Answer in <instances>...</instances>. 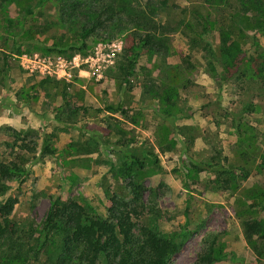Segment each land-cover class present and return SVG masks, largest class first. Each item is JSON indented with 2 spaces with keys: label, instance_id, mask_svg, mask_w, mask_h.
<instances>
[{
  "label": "rangeland",
  "instance_id": "obj_1",
  "mask_svg": "<svg viewBox=\"0 0 264 264\" xmlns=\"http://www.w3.org/2000/svg\"><path fill=\"white\" fill-rule=\"evenodd\" d=\"M42 1H0V50L11 55L5 81H0V160L14 141L34 147L26 155L24 180L4 183L6 196L15 198L9 218L34 239L55 198L74 200L88 213L105 217L112 197L131 198L128 181L120 173L129 153L144 161L136 177L143 190L133 205L135 233L142 226L163 234L178 231L187 207L186 237L166 264H195L210 248L215 251L213 264H264L244 240L234 196L220 188L214 170L216 165H237L246 144L264 153V80L250 76L252 71L228 79L223 66L208 71L202 52L189 50L192 24L178 8L196 0H165L167 6L157 20L184 17L186 26L167 36L165 54L141 53L129 84L119 80L114 65L130 37L99 30L88 39L86 56L47 52L60 35L59 12L53 2ZM225 1L223 8L240 13L242 2L249 10L254 7L252 0ZM259 1L264 13V0ZM219 13L217 8L213 14ZM36 25L49 28L37 34ZM30 33H35L34 39ZM234 36L240 40L242 63L248 65L255 51L264 50V31L248 28ZM15 37L20 54L12 50ZM205 41L217 50V28L211 27ZM23 56L48 58L53 64L60 57L64 65L52 75L40 74L21 66ZM47 78L56 81L41 85ZM162 84L173 90L168 101L160 100ZM245 108L237 131L234 113ZM180 126L190 129L180 133ZM45 141L52 154H40ZM231 172L239 175L237 169ZM252 173L239 182L261 184L264 177ZM45 258L40 252L25 264H46Z\"/></svg>",
  "mask_w": 264,
  "mask_h": 264
},
{
  "label": "trees",
  "instance_id": "obj_2",
  "mask_svg": "<svg viewBox=\"0 0 264 264\" xmlns=\"http://www.w3.org/2000/svg\"><path fill=\"white\" fill-rule=\"evenodd\" d=\"M43 1L56 4L59 12L57 29L60 35L57 42L54 41L45 49L47 52L67 54L69 57L76 53L86 56L89 54L87 41L99 30H110L111 36L125 34L130 37V45L121 50L114 65L119 80L124 84H129L142 52L149 55L165 54L167 36L186 26L185 16H189L192 24L188 48L190 51L202 52L208 71H215V65H219L224 67L228 79H236L252 71L250 76L264 80V50L255 51L248 65L242 63L244 57L240 40L234 36V33L240 36L248 28L264 31L263 4L259 0H252L254 7L250 10L245 5L247 2H242L241 13L223 8L225 0H196L187 7L179 8L173 5V9L178 8L179 14L184 15L175 22L157 20L160 11L167 6L165 0H145L144 3L141 0ZM217 8L220 13L216 17L213 13ZM212 14L214 18L211 19ZM8 22L12 23L10 20ZM35 27L38 28L37 34H44L49 28L45 25ZM211 27L217 28L221 39L216 51L205 41ZM29 36L34 39L35 33ZM13 43L12 50L20 54L16 37ZM10 56L0 50V81H5L7 76ZM52 81L56 80L47 78L40 83L42 85ZM159 88L162 90L160 100L168 101L172 88L166 84ZM65 104L69 106L68 102ZM107 109L115 110L112 106H107ZM243 111H248V108L234 113V127L237 131ZM176 129L182 133L190 127L180 126ZM8 130L15 131L10 128ZM29 133L35 134V131ZM7 147L10 150L8 155L0 160V264H25L30 258L36 260L40 252H45L46 264H97L100 259L104 264H166L167 259L182 246L187 232V207L184 209V223L178 231L163 234L142 226L135 233L134 220L137 213L133 205L140 200L143 190L136 177L144 167V161L129 153L125 155L126 161L120 173L128 181L130 200L112 197L106 216L101 217L88 213L85 207L74 200L52 199L38 235L31 238L28 232L9 218L15 198L6 196L8 186L4 183L24 180L28 172L25 166L26 155L32 154L34 147L22 141L19 144L14 141L7 144ZM52 153L53 150L45 141L40 154ZM144 155L154 162L157 160L151 153L145 152ZM238 159L237 165H229L227 168L216 165V179L220 188L229 190L234 196L235 214L248 247L256 258L264 259V180L261 184L251 186L239 182L246 178L250 170L253 175L261 174L264 177V153L261 154L257 147L249 143L239 151ZM203 166L209 165L204 163ZM234 169L239 170V175L231 172ZM214 254L211 248L205 250L195 264H213Z\"/></svg>",
  "mask_w": 264,
  "mask_h": 264
},
{
  "label": "built area",
  "instance_id": "obj_3",
  "mask_svg": "<svg viewBox=\"0 0 264 264\" xmlns=\"http://www.w3.org/2000/svg\"><path fill=\"white\" fill-rule=\"evenodd\" d=\"M64 65L63 60L60 57H57L55 64H53L48 58H38L37 56L21 58V66L28 69L29 71H37L40 74L52 75L57 73V66ZM63 74L65 72L63 71ZM69 75V74H67Z\"/></svg>",
  "mask_w": 264,
  "mask_h": 264
}]
</instances>
